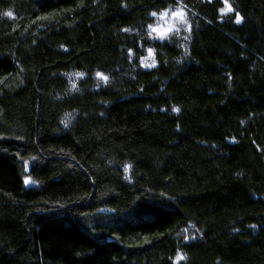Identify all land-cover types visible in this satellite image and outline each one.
Listing matches in <instances>:
<instances>
[{"label": "trees", "instance_id": "obj_1", "mask_svg": "<svg viewBox=\"0 0 264 264\" xmlns=\"http://www.w3.org/2000/svg\"><path fill=\"white\" fill-rule=\"evenodd\" d=\"M227 3L0 0V264H264V0Z\"/></svg>", "mask_w": 264, "mask_h": 264}, {"label": "snow or ice", "instance_id": "obj_2", "mask_svg": "<svg viewBox=\"0 0 264 264\" xmlns=\"http://www.w3.org/2000/svg\"><path fill=\"white\" fill-rule=\"evenodd\" d=\"M225 3H227V0H225ZM228 10L229 11L232 10L230 6L228 7ZM223 11H224V9H221V12H223ZM167 14H168V10H164L163 12L159 13L161 18L166 17ZM8 15L11 16L12 14L8 13ZM151 15L152 16H157V13L153 12V13H151ZM172 16L174 18H177V17L181 18V22H186V21L183 20V12H182V10H178L176 12H172ZM241 19L242 18L240 17L239 13H236V23H240ZM149 29H151V31L149 33L150 36L152 35V33H157V38H159V39H165L166 36H167V33L166 32H162L160 30L159 26L154 27L153 25H149ZM171 30L172 29H168L167 31H171ZM188 30L191 31V26L190 25L188 26ZM125 31H127V30H125ZM176 31L179 32V29H176ZM129 52L131 53V49H129ZM148 54H149L150 57L154 56L153 50L152 49H148ZM141 61H142V64H143V58H141ZM144 66L147 67V65H144ZM152 66H155V61H153V65ZM77 75L83 76L84 74L83 73H78ZM96 75H97V77L102 78L105 82H107L108 77L105 76L103 73L97 72ZM73 87H75V85H73ZM172 110L176 111V112H179L178 108H173ZM62 123H65V127L68 126L66 122L62 121ZM129 168H130V165H125V168H124L125 172H128ZM24 182H25L26 185L29 184V180H28L27 177L25 178ZM252 227H255V226H252Z\"/></svg>", "mask_w": 264, "mask_h": 264}, {"label": "rangeland", "instance_id": "obj_3", "mask_svg": "<svg viewBox=\"0 0 264 264\" xmlns=\"http://www.w3.org/2000/svg\"><path fill=\"white\" fill-rule=\"evenodd\" d=\"M223 2H224V6H223L224 11L222 13L231 12L232 10L231 11L228 10V7L230 5L228 3H225V0H223ZM178 10H182V12H183V20L186 21L185 10L178 8L176 10L169 11L167 16L164 17V18H161L160 15H159L158 23H156L154 25V27L159 26L160 30L162 32L169 33L170 31H167L168 29L176 30V29L180 28L181 26H184L186 24V22H181V18H179V17L174 18L172 16V12H176ZM153 34L155 36H157V33H153ZM151 60H152V56L150 57L149 54L147 53L146 57H144V59H143V65L150 64Z\"/></svg>", "mask_w": 264, "mask_h": 264}]
</instances>
